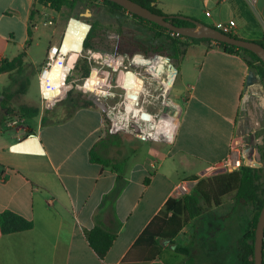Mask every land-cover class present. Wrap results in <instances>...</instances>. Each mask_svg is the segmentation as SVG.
Returning <instances> with one entry per match:
<instances>
[{
	"label": "crops",
	"instance_id": "1",
	"mask_svg": "<svg viewBox=\"0 0 264 264\" xmlns=\"http://www.w3.org/2000/svg\"><path fill=\"white\" fill-rule=\"evenodd\" d=\"M169 2L179 7L166 8ZM155 5L165 15H184L218 29L230 28L245 40L264 38V0H157ZM62 11L36 0H0V60L14 57L12 50L18 46L25 48L28 24L37 15L62 26L66 22L60 19ZM15 22L23 41L17 40ZM187 54L195 60L185 69ZM178 61L180 81L188 78L187 95L177 119L167 116L173 128L149 141L130 144L120 157L111 156L110 149L121 145L123 136L106 125L105 113L94 102L95 106L72 103L73 109L63 118L41 112L34 118L36 123L26 121L12 131L0 130V174H4L0 213L11 210L33 222L27 230L0 231V264H229L234 255L237 258V239L251 223L254 208L251 202L237 200L232 191L223 197L229 196L231 212L238 216L217 230L225 234L223 238L212 231L201 240L197 233L203 224L195 222L205 213L211 216L222 205V197L220 204L206 206L199 216L187 220L174 238L189 249L188 254L165 244L159 256L147 263L123 262L166 200L181 196L174 192L176 183L205 178L204 172L229 154L233 138L241 139L242 164L260 168L264 189V120L250 115V106L242 107L249 71L245 61L214 41L189 44ZM7 85H1L0 100ZM28 134L33 136L22 140ZM93 155L123 161L122 174ZM97 220L117 231L103 257L85 235Z\"/></svg>",
	"mask_w": 264,
	"mask_h": 264
},
{
	"label": "trees",
	"instance_id": "2",
	"mask_svg": "<svg viewBox=\"0 0 264 264\" xmlns=\"http://www.w3.org/2000/svg\"><path fill=\"white\" fill-rule=\"evenodd\" d=\"M36 1L40 4L47 5L56 11H61L64 8L74 10L79 7H89L95 4V2L100 1L102 5L106 6L108 11L115 14H118L120 12L126 13L130 17L135 19L137 23L142 24L144 27L148 26L152 30L155 37L167 38L169 49L172 52L170 55L172 59H179V57H181L185 53L187 47L191 43L214 41L225 52L239 55L245 61L249 70H253L257 74H259L262 81L264 82V62L257 56L256 53L249 49L215 41L209 38H192L176 34L166 27L160 26L152 21L128 12L121 5L110 0ZM133 1L149 8L153 12L163 14V12L155 4H152L157 0ZM32 14L33 12L30 16L31 19ZM70 16L77 18L79 17L78 15L75 16L74 14H70L69 17ZM170 20L178 26L193 25L191 21L178 17H173ZM33 25V22H29L28 24L27 30L29 35H31L32 33ZM98 27V21L95 20L91 22L90 30L83 42V46L85 49L94 48L93 38L97 35ZM224 32H227L228 34L239 38L231 31ZM83 37L84 36L82 35L80 36L81 43ZM256 42L264 47V38ZM25 55L26 53L23 50L11 59L4 58L0 60V74L7 73L10 78V84H8L2 90L0 106L3 109V113L1 115L0 122H3L7 117L15 113L21 118L27 119L37 118L41 113L40 106L38 105L24 103L17 105L13 104L14 96H16V94L20 92L25 93L26 88L29 85V77L25 75V71L27 69L24 60ZM162 57L165 58V56ZM74 67L80 70L83 77H87L90 74V66L86 58H80L76 60L74 62ZM16 74L22 75L23 81L19 87L14 88L12 85L15 81ZM67 97H69V100H71L72 103H74L76 106H95L91 99L81 98L80 95L73 98L72 89L68 91ZM44 120V116H41V121L43 122ZM93 159L99 161L105 166H109L115 169L120 174H122V169L124 166L123 161H113L110 158L100 157L96 155H93ZM194 179H197V176H195ZM232 191H235L237 200L251 202L254 208L251 223L236 242V256L238 260L236 264H253L254 229L260 209L264 203V189L260 182V168L253 167L248 163L242 164L237 170H228L225 172L213 174L205 178H201L197 181L195 187L190 193L177 197H169L166 200L164 207L151 219L142 233L138 236L131 249L124 256L123 262L135 261L147 263L159 256L165 244L172 245L176 252L188 254L189 249L183 245L175 243L174 238L181 231L187 220L199 216L206 206L220 204L221 198ZM32 226L33 222L31 220L26 219L25 217L11 210H5L0 213V231L3 234L27 230ZM116 234V230L106 228L104 224L99 220H97L93 228L86 231L85 233L89 245L100 257H103L106 254L111 244L113 243Z\"/></svg>",
	"mask_w": 264,
	"mask_h": 264
},
{
	"label": "rangeland",
	"instance_id": "3",
	"mask_svg": "<svg viewBox=\"0 0 264 264\" xmlns=\"http://www.w3.org/2000/svg\"><path fill=\"white\" fill-rule=\"evenodd\" d=\"M178 7V4L169 2L167 3L166 8ZM49 13L54 17H58V13L55 11L49 10ZM70 14H77L79 16L78 19L72 17L70 24L78 27L82 32V36H85L88 30V24L86 22L91 23L95 20L98 21L99 27L97 29L96 37L93 38L94 48L92 50L101 53L109 52L112 54H120L125 57L123 64L129 65L128 62L131 61L133 55L135 54H143L145 57L158 59L164 58L161 55L170 57L172 53L169 49L167 38L155 37L152 30L148 26L144 27L142 24L137 23L135 19L126 13L120 12L115 14L108 11L106 6L102 5L100 1L95 2V4L92 6L79 7L74 10L64 8L60 19L67 20ZM43 21L44 15H37L35 17L34 23H36V27L32 28L31 35H26L27 39L25 41H23V38L21 37L18 23L15 22L14 24L17 40L19 42L23 41L25 48L18 46L16 49L12 50V54L14 56L25 49L26 55L24 60L26 66L29 67L26 69L25 75L29 77V85L27 86L25 93L20 92L14 96L13 104L17 105L24 103L38 105L40 106L41 112H44V114H54L52 117L54 119H59L65 117L73 109L72 101L68 100L69 97H67V95L62 100L57 99L52 101H42L40 98L38 77L36 76V73L37 69H40L43 63L49 45L54 42H59L62 33L60 31L63 30L64 24H62L63 27L60 26L62 22H54V24L51 25H44ZM109 32H115L119 37L110 38ZM86 50L87 49H84L80 55L73 59V66L76 60L85 58ZM116 60L117 57L109 61V99L107 101H109L110 105H116L114 112L115 114L120 115V112L123 111L122 106L119 104L122 90L118 86H115L116 74L118 72V70L115 68ZM194 60L195 57L192 54H187L183 60V67L186 69L190 64L192 66ZM170 62L175 67H177L179 61L178 59H172L170 57ZM165 63H167V60H165ZM96 64L97 63L92 64L93 68L96 67ZM129 67L139 71L143 76H145L144 79H140L143 87L145 88L142 95V99H146L144 103L145 108L149 111H156L160 112V114H163L160 120L156 121V124L153 123L151 126V133L153 135H164L165 132H168L171 128H173L172 122L167 116H174L177 119L176 111L178 106L186 98L187 93L184 91L186 89L185 81H187L188 78L180 81L178 71L175 75V71L169 67V71L164 75L165 79H167V85H164L160 82L158 77L150 73L148 65H129ZM119 68L121 69L122 66ZM103 69H108V67L105 66ZM71 77L77 78L78 83H82L83 76L80 70H78L76 67H73L71 71ZM22 81L23 76L16 74L15 81L13 82L12 86L17 88L20 86ZM2 84H10V78L6 73H2L0 76V88ZM79 95L81 98L91 99L94 94L90 92H84L82 89L72 88L73 98ZM101 101L104 102V100ZM2 112L3 111L0 109V118ZM141 113L142 112L140 110V114ZM143 113H146V111L143 110ZM106 120V125L111 127L112 122L108 119ZM26 121L31 124L36 123L35 119L21 118L16 113L12 114L0 123V130L9 129V131H12L11 128L20 124L22 125L26 123ZM119 133L122 134L123 141L121 145L114 146L110 149V155L113 157H120L122 153L124 154L128 150L130 144L143 141V139L138 138L133 134L126 133L124 131H119ZM147 140L149 141L151 139ZM247 146L248 145L245 143L243 147L244 150H246ZM117 150H119V153ZM211 175L213 174L209 173L204 176L206 177ZM231 206L232 203L229 199V196H225L222 198V205L214 209L211 213V216L210 214L205 213L204 215L195 219V222L199 220L203 224V230L197 233L200 235L201 240L208 238L212 231L217 233L219 228H224L225 225L229 223V219L238 216L237 212H231ZM223 213L226 215H223ZM212 215L214 217H212ZM216 235L219 239L225 236L222 231L218 232ZM237 262L238 260L234 255L232 262H229V264H236Z\"/></svg>",
	"mask_w": 264,
	"mask_h": 264
},
{
	"label": "built area",
	"instance_id": "4",
	"mask_svg": "<svg viewBox=\"0 0 264 264\" xmlns=\"http://www.w3.org/2000/svg\"><path fill=\"white\" fill-rule=\"evenodd\" d=\"M73 17V16H72ZM72 17H68L66 20L62 33L61 38L59 42H55L49 45L46 56L44 58V61L38 71L37 77H38V86H39V93L40 98L42 101H52L57 100L60 98H63L67 95V85L72 84L73 88L82 89L84 92H90L92 94H95L100 100H104L107 111L105 113V118L110 120L112 122V127L117 131H124L126 133L133 134L137 136L138 138H141L143 140L152 139L155 135L151 133V126L156 121L160 120V118L163 116V114H160V112L156 111H149L147 110L143 105L146 101V99H142V95L144 93L143 90L140 91V93H137L136 100L134 102V106H136L138 109L141 110V114L138 115L133 111H129L126 107L129 99L127 97V88L121 84L119 81L120 72L124 71L127 72L128 70H131L134 72L136 78L138 79H144L145 76H143L139 71H136L135 69L129 67L134 65H139L136 62L129 61L128 64H123L124 62V56L117 54V53H109V52H103L102 58L99 60H96L91 56V54L85 53V58L87 59V62L90 66V73L95 70L97 74L100 76L101 81L104 82L102 86V91L99 93H95L90 91L88 88L85 87L87 77L82 78V83H78V79L71 77V71L74 66L69 65V56L73 54V50H62V43L65 37V34L70 26V21ZM78 19L77 17H74ZM81 20V19H79ZM86 22V21H84ZM88 24V30L85 34V36L82 39V50L78 52V55L84 51L83 42L85 38L87 37V34L90 30L91 24L89 22H86ZM44 25H51L54 24V20L52 18H48L47 16H44ZM36 26V23L33 25ZM224 31H231L230 28H227ZM117 57L115 68L118 70L116 74V80H115V86H118L122 93L120 94V102L119 104L122 106V110L120 112V115L115 114L114 110L116 108V105H110L109 101V61L111 59H114ZM93 63H97L95 68H93ZM56 64H60V69L57 72L58 74V84L54 79L52 78L55 72H53V68ZM105 66L108 67V69H103ZM122 66L120 69L119 67ZM60 85V87H57ZM105 88V89H103ZM58 89V90H57ZM58 92L49 96L47 93L50 91ZM246 92V90H245ZM106 96V98L104 97ZM143 110L146 111V114L149 115V120H146L142 117ZM133 124H136L138 126V131L133 127ZM150 129V130H149ZM30 136H33V134L26 135L22 140H25L26 138H29ZM241 139L240 137H235L231 141L230 145V151L229 154L222 159L221 161L211 165L205 172L204 175H207L209 173L211 174H217L221 172H225L227 170H237L242 165V158H241ZM4 179V174H0V180ZM197 183V180H182L176 183L174 192L176 195H184L191 192L195 184ZM263 251H264V233H263Z\"/></svg>",
	"mask_w": 264,
	"mask_h": 264
},
{
	"label": "water",
	"instance_id": "5",
	"mask_svg": "<svg viewBox=\"0 0 264 264\" xmlns=\"http://www.w3.org/2000/svg\"><path fill=\"white\" fill-rule=\"evenodd\" d=\"M121 5L128 12L140 16L144 19L152 21L160 26L166 27L169 30L175 32L176 34L192 37V38H209L215 41L224 42L227 44L243 47L249 49L257 54V56L264 62V47L256 41L245 40L242 38H237L227 32H224L216 27L207 25L198 20H194L190 17L184 15H165L153 12L149 8L135 2L133 0H110ZM152 4H155L153 2ZM173 17H178L181 19L189 20L193 25L188 26H178L174 24L170 19ZM87 53L96 60L102 58V53L93 51L92 49H87ZM78 54H71L69 60L72 62ZM164 56V55H162ZM168 61V65L176 72L177 68L170 62V57L165 56ZM68 60V62H69ZM132 62H136L139 65H148L150 73L154 74L160 80L165 78L161 67L163 65L156 64L151 65L152 57H145L143 54L133 55ZM73 66V62L70 64ZM161 69V70H160ZM73 88L72 84L67 85V90ZM244 98L242 100V107L245 109L247 106L256 111L260 120H264V82L262 81L259 74L253 70H249L246 76L245 82ZM106 98V96H104ZM91 100L103 111H107L105 102L101 101L95 94L91 97ZM181 112V106H178L176 111V116H179ZM133 127L138 131V126L133 124ZM257 155H260V151L256 149ZM263 233H264V203L260 209L259 216L254 229V240H253V264H263Z\"/></svg>",
	"mask_w": 264,
	"mask_h": 264
},
{
	"label": "bare ground",
	"instance_id": "6",
	"mask_svg": "<svg viewBox=\"0 0 264 264\" xmlns=\"http://www.w3.org/2000/svg\"><path fill=\"white\" fill-rule=\"evenodd\" d=\"M82 35L81 30L76 27L73 24H70L63 43H62V50L63 51H67V50H73L75 54H78L79 51L82 50V43L80 40V36ZM80 55V54H79ZM165 60H167L166 58H158V59H153L152 58V62L151 65H156V64H161L163 65V68L161 67V71H163V73H167L169 71V65L167 63H165ZM73 62V61H72ZM69 60V65L72 63ZM60 69V64H56L53 68V72H55L56 74L53 75V79L54 81H56V83L58 84V74L57 72ZM119 81L121 82L122 85H124L127 88V97L129 99L126 107L127 109L130 111H134L136 114L138 112V114H140V109H138L136 106H134V102L136 100L137 97V93H140L141 90H143V84L140 81V79L136 78L135 74L133 71L128 70L127 72L121 71L120 72V77H119ZM160 82L162 84H166L167 85V79L165 78H161ZM104 82L101 81L100 76L97 74V72L94 70L87 78L86 80V85L85 87L88 88L90 91L95 92V93H99L101 92V88L103 86ZM57 87H60V85H58ZM168 88V87H167ZM58 90V89H57ZM50 91L47 94L49 96L57 93L58 91ZM145 90V88H144ZM142 117L145 118L146 120H149V115L146 113L142 114ZM156 124V122L154 123Z\"/></svg>",
	"mask_w": 264,
	"mask_h": 264
},
{
	"label": "flooded vegetation",
	"instance_id": "7",
	"mask_svg": "<svg viewBox=\"0 0 264 264\" xmlns=\"http://www.w3.org/2000/svg\"><path fill=\"white\" fill-rule=\"evenodd\" d=\"M90 24H91V23H90ZM109 37H110V38H117V37H119V36H118V34H116L115 32H109ZM249 113H250V115L254 114L255 117H259V116H258V113H257L256 111H254V110H251V112H249Z\"/></svg>",
	"mask_w": 264,
	"mask_h": 264
}]
</instances>
